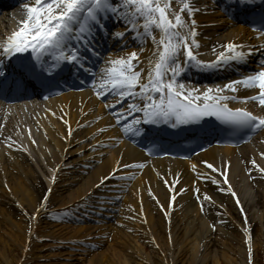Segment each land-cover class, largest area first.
<instances>
[{"label": "bare ground", "instance_id": "bare-ground-1", "mask_svg": "<svg viewBox=\"0 0 264 264\" xmlns=\"http://www.w3.org/2000/svg\"><path fill=\"white\" fill-rule=\"evenodd\" d=\"M11 1L0 0V6L6 7L5 11L0 13V44L20 26L19 21L25 15L24 3L34 2V0H21L19 4L8 7ZM227 2H233V0H188L190 6L198 9L194 11L193 16L197 21L196 39L199 42L197 51L200 59H215V55L221 50L219 46L228 41L251 45L255 48L264 45L263 36L249 30L241 18L231 17L228 9H234L229 5L227 9ZM172 4L179 10L181 0H172ZM182 15L185 19H190L186 11ZM113 21L118 23L119 30H123L122 23ZM124 43L131 48L120 51L123 45L115 43L110 54L118 56L133 50L139 51L140 44L132 36L125 38ZM143 46L145 51L141 53L139 67L146 73L148 71L146 58L150 56L152 49L151 40ZM261 53L264 56V51L254 52L250 56H260ZM0 58H6L2 55V49H0ZM180 59L183 61V56ZM16 61L17 64L13 66L18 67L22 64L20 65L22 68L20 70L13 68L11 75L1 72L0 64V87L8 93L35 89L38 86L36 71H25L24 66L37 64V62L31 55ZM99 65L98 61L95 68L97 76L101 67ZM37 67L40 68L42 65L38 63ZM198 71H193L192 66L186 65L179 79L185 82L186 87L191 85L203 89L205 86L223 85L228 80L236 79L250 70L242 66L238 68V65H235L218 69L208 75ZM256 91V89L240 87L236 95L252 96ZM101 101V98L95 95V90L91 89L85 91L70 89L46 101H38L35 96L24 97L13 104L2 105L0 101V219L5 218L4 223L10 227V234L19 240L23 248L31 242L32 250L39 247L36 238L41 237H51L56 240L65 238L70 243H83V239H98L106 235L115 243V237L121 239L122 236L126 242L125 246L133 250L131 260H134L136 264H145L149 262V259L142 254L138 242L145 243L149 238L157 240L161 238L162 232L165 233L169 228L164 225L161 217L170 212L172 231L184 236L191 233L186 236L184 243L199 233L204 234H202L203 240H212L211 235L214 232L211 230V225L201 218L200 205L194 202L191 196L197 192V189L199 192L205 191L204 185L220 191L228 190L219 172L209 169L203 161L212 163L216 168L227 165V179L237 196L234 197L230 191L228 192L235 200L238 197L240 204L237 205L240 209L241 206L243 207V212L240 210L239 215L233 217L236 219L228 220L229 227H234L238 235L242 232L244 239H249L250 236L251 241L256 240L253 233L255 227L260 226L264 229V215L260 217L257 209L261 205L264 210V174L260 173L251 161L255 159L261 167H264V156L260 155L264 152V130L260 131L257 138H254L250 144L241 148L212 147L185 161L154 159L147 157L137 145H134L130 133H125L116 120L110 119L108 115L111 110ZM260 112H264V108L260 109ZM260 112L256 110V113ZM97 117L100 119H96ZM64 120H67L68 124H65ZM142 125L143 128L160 125L161 129L164 126L163 122L142 123ZM69 128H71V135H69ZM100 129L104 131L101 132ZM141 162L144 164L142 169L132 166L133 163ZM120 165H128V167H120ZM114 168L121 176L133 177V179L118 177L105 179ZM209 170H211L210 173ZM4 179L6 182H2ZM161 179L163 186L160 184ZM165 180L168 183H165ZM6 183L7 186H4ZM106 186L114 188L112 191L109 189L108 194L101 195L102 199L97 198L98 200L94 201L98 202L100 205L98 208L102 209V204L105 206L111 204L108 207H112L117 197L122 196L123 204L120 206L119 213L121 219L117 218L115 223L121 226L109 224L98 228L78 224L74 228H67L64 224L52 225L50 222L47 225H41V214L47 217L45 207H40L42 196H48V203L56 201L61 206H77V204L92 201L89 198L93 193ZM181 188L184 191H180ZM221 202L214 201V209L220 211V208L222 210L220 214L226 216L224 207H220V204L223 206ZM98 203L96 206H99ZM10 206L13 207L14 216L19 213L24 215L23 221L28 222L26 225L11 218V212L7 209ZM134 207L138 210L134 211ZM37 209L38 211H35ZM7 210L10 216L3 217ZM34 212L35 215H32ZM154 212L158 213V217L154 215ZM187 213L189 216L185 217ZM6 215L9 214L6 213ZM62 219L59 218V220ZM253 223L252 233L249 234L250 225ZM261 236H264V230ZM96 243L102 247L98 246L93 250L95 252L92 251L87 256L90 257L89 264H130L125 258L120 257V252L114 249H112L114 252L106 254V243L105 245L99 241ZM187 246L188 244L179 252L178 260L181 262L184 261ZM261 250L259 245L256 246V254ZM231 259L235 263L239 258ZM241 261L243 260L240 259ZM256 262V259L252 258L251 264Z\"/></svg>", "mask_w": 264, "mask_h": 264}, {"label": "snow or ice", "instance_id": "snow-or-ice-1", "mask_svg": "<svg viewBox=\"0 0 264 264\" xmlns=\"http://www.w3.org/2000/svg\"><path fill=\"white\" fill-rule=\"evenodd\" d=\"M260 2L264 4V0ZM238 3L247 7L254 0H238ZM23 9L25 15L19 21L20 26L0 44L2 55L30 52L34 61L41 65L48 57L52 58L48 68L42 69L43 71L58 72L68 66L69 70L76 67L90 72L89 78L95 88V95L102 98L105 106L113 111L117 124L122 126L125 133L142 131L139 127L141 123L171 122L173 126H177L200 122L206 117L249 133L264 130V112L254 113L245 106H230L233 101L244 105L249 100H254L264 108V57L257 68L236 79H230L223 85L215 84L200 89L191 85L186 87L185 82L179 79L186 65L200 70L224 69L246 63L252 53L264 51V45L255 48L228 41L219 46L221 50L215 55V59H200L197 51L199 42L196 39L197 21L193 16L198 9L190 6L188 0H181L179 10L173 7L172 0H34L32 3H24ZM185 11L190 19H185L182 15ZM108 20L122 23L124 29L110 31ZM261 27L264 28V25ZM257 31L258 34H264L260 29ZM106 32L119 40H123L126 34H131L140 44L139 51L133 50L118 56L109 53L107 59H101V52L96 47L97 33ZM148 40L152 42V49L150 56L146 58L148 71L144 73L139 65L141 53L145 51L143 45ZM92 56L102 65L98 76L94 70L95 65L85 67L90 64ZM36 67L37 64L33 63L25 65L24 70L35 72ZM240 87L257 91L252 96H239L236 93ZM109 95L113 97L111 101L107 99ZM64 123L68 124V121L64 120ZM260 155L264 156V152ZM203 163L209 169L219 172L227 190L236 197L237 194L227 179V165L216 168L208 161ZM251 163L264 174V167L255 159ZM132 166L142 169L144 164L133 163ZM113 177L133 179L121 176L115 168L105 179ZM165 183L168 181L165 180ZM180 191L184 189L181 188ZM198 199L211 200V197L206 193L202 197L198 194ZM47 200L48 196H42L40 207H45ZM236 203L240 204L238 197ZM203 207L201 204L202 209ZM240 210L243 212L242 206ZM212 227L215 228V225ZM249 241L248 258L251 264L253 250L250 236Z\"/></svg>", "mask_w": 264, "mask_h": 264}, {"label": "rangeland", "instance_id": "rangeland-1", "mask_svg": "<svg viewBox=\"0 0 264 264\" xmlns=\"http://www.w3.org/2000/svg\"><path fill=\"white\" fill-rule=\"evenodd\" d=\"M111 39H113L114 42L117 43L121 41L119 39L113 38L112 36ZM124 44L125 43H123V45ZM125 48L130 49L131 47ZM210 171L211 170H209L208 172L210 173ZM2 182H6V179H4V181L2 180ZM160 184L162 186L164 184L162 179L160 180ZM199 184H201V182H199ZM4 186H7V183ZM112 188L114 187L106 186L96 190V192L93 193V197L91 196V199H102V197H96V195L100 196L103 194H108V190L110 189V191H112ZM203 190L205 191L199 193L194 192L191 197L194 202L200 205L201 218L208 221L211 225V230L212 232H214L213 235H211L212 240H203L204 234L199 233V235L196 234L192 236L191 240H188L189 243H184L187 238L186 236L190 235L191 233L187 234L186 236H184L183 234H175V232L170 228L171 212L168 214H163L161 217L162 221H164V225H166L167 227L169 226V228L167 231H165V233L162 232L161 235L159 234L161 238H159L158 240L149 238L147 241H145V243H143V241L138 242V246L140 247L142 254L149 259V262H146L145 264H249V239H244L242 232L238 235L235 232L234 227H229L228 223V220L236 219L233 217H237L239 215L240 208L238 207L236 200L231 194H229L228 191L216 190L214 187L211 188L205 185L203 186ZM205 193L211 197V200L198 199V194L202 197V195ZM214 201H222L221 203H223V206L222 204H220V207H224L226 216H222L220 214V212H222L220 208V211L214 209ZM47 203L48 200L45 202V212H47V217H45L44 214H41L40 216L42 219V226L47 225L49 222L52 223V225L64 224V226H67V228H74L78 226V224L96 226L98 228L100 226H107L109 224L121 226L115 223L117 221V218L118 220L121 219V217H119V213L121 208L120 206L123 204L122 196H120V201L115 206V211L100 209L98 208L100 207L99 203L95 201H89V205L77 204V206L73 208H69V205L61 206L59 205V203L57 204L56 201L54 203L50 202L48 203V205ZM95 203H98L97 205L99 206H94ZM201 204H203L204 206L203 209L201 208ZM104 205L105 204H102V206ZM106 205L111 206V204ZM67 208L68 210H66ZM105 208L112 209L109 207ZM7 209L11 212V218L13 217L14 220L20 221L24 225L28 223L27 221H23L24 215H21L20 213L19 215H13V207L10 206V208ZM257 209L259 210V216L263 217L264 210L262 206L259 205ZM92 210L99 214H95ZM122 210L125 212V209L122 208ZM133 210L137 211L138 208L134 207ZM9 211L6 212L9 215H6L5 213L3 214V217H9ZM81 212H83L84 214H82ZM181 212H183V210ZM102 213L107 217L101 216L100 214ZM154 215L157 216L158 213L154 212ZM187 216H189V213H187L185 217ZM59 218L63 219L59 220ZM84 218L87 219L84 220ZM0 220H2L0 221V264H61L64 262L73 264H89L90 257L87 256H89V254H91L92 251L99 246L97 245L96 241H99V243L101 244L106 243V254L108 252H114L112 251V249H114L116 252H120V257L125 258L127 262H129L130 264H136L134 263V260H131L133 250L125 246L126 242H124L125 239L122 236L121 239L115 237L116 244L114 243L112 238L106 235H102L101 238L98 239H83V243H70L69 241L65 240V238H63L64 240H56L52 239L51 237H41L39 239L36 238L39 247L32 250L33 246L31 245V240L29 241V243H31L27 247L23 248V245L19 242V240L10 234V227L6 223H4L5 218L4 220L3 218H1ZM212 225H215V228H213ZM253 225L254 223L250 225L249 234L252 233L251 230ZM263 230V227L256 226L253 232L255 233L256 240L251 241V247L253 250V260L255 258L257 261L255 264H264V236H261ZM187 244L188 249H185L187 250V253L185 255L184 261L181 262L180 260H178V255L181 248H186ZM258 245L262 250L259 251L258 254H256V246ZM99 247L101 248L102 246L100 245ZM231 258L239 259L234 263V260H232ZM240 259L243 261L240 262Z\"/></svg>", "mask_w": 264, "mask_h": 264}]
</instances>
